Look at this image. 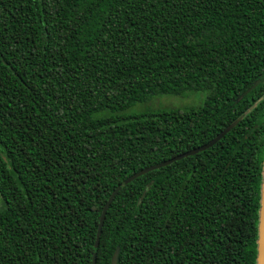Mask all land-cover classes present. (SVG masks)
Wrapping results in <instances>:
<instances>
[{"label":"trees","instance_id":"trees-1","mask_svg":"<svg viewBox=\"0 0 264 264\" xmlns=\"http://www.w3.org/2000/svg\"><path fill=\"white\" fill-rule=\"evenodd\" d=\"M263 161L264 0H0V264H256Z\"/></svg>","mask_w":264,"mask_h":264},{"label":"water","instance_id":"water-1","mask_svg":"<svg viewBox=\"0 0 264 264\" xmlns=\"http://www.w3.org/2000/svg\"><path fill=\"white\" fill-rule=\"evenodd\" d=\"M258 84V82H255L252 85V88H254L256 85ZM251 88V89H252ZM250 90H248L247 92H249ZM246 92V93H247ZM244 93L242 95V97L246 94ZM236 126V122L232 123L230 126H228L225 130H223L217 137H215L213 140H211L209 143L190 150L188 152H185L183 154H180L174 158H171L169 160H166L160 164L154 165V166H150L148 168L142 169L141 171L135 173L133 176H131L130 178H128L125 183H130L131 181L151 172L154 171L156 169H160L162 167H165L167 165L172 164L175 161H179L182 160L185 157L188 156H192L195 155L199 152L205 151L208 148L214 146L218 141H220L228 132H230L234 127ZM121 190V186H118L110 195L108 201L106 202L103 210H102V214L100 217V222H99V227H98V233H97V239H96V247L99 246V242H100V236L102 233V228L106 219V215L107 212L111 206V202L116 198V196L118 195L119 191ZM260 209H259V221H258V240H257V260H256V264H264V161H263V170H262V183H261V190H260ZM118 259H119V249H117L115 251V254L112 258V262L111 264H118ZM93 264H96V254H94L93 257Z\"/></svg>","mask_w":264,"mask_h":264},{"label":"rangeland","instance_id":"rangeland-1","mask_svg":"<svg viewBox=\"0 0 264 264\" xmlns=\"http://www.w3.org/2000/svg\"><path fill=\"white\" fill-rule=\"evenodd\" d=\"M204 101L203 93H195L188 97L182 96H159L154 97L146 103L138 104L135 106L131 112H141L148 109H157V108H185L190 106H198L199 102ZM201 102L200 104H202Z\"/></svg>","mask_w":264,"mask_h":264},{"label":"flooded vegetation","instance_id":"flooded-vegetation-1","mask_svg":"<svg viewBox=\"0 0 264 264\" xmlns=\"http://www.w3.org/2000/svg\"><path fill=\"white\" fill-rule=\"evenodd\" d=\"M225 129H226V128H225ZM225 129H224V130H225ZM219 134H220V133H219ZM219 134H218V135H219ZM218 135H217V136H218ZM217 136H216V137H217Z\"/></svg>","mask_w":264,"mask_h":264}]
</instances>
